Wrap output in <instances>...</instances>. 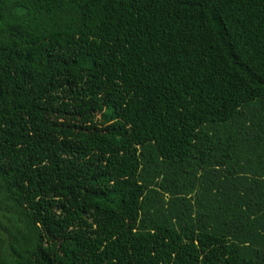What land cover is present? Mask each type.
I'll return each instance as SVG.
<instances>
[{
	"label": "trees",
	"instance_id": "16d2710c",
	"mask_svg": "<svg viewBox=\"0 0 264 264\" xmlns=\"http://www.w3.org/2000/svg\"><path fill=\"white\" fill-rule=\"evenodd\" d=\"M0 264H264V0H0Z\"/></svg>",
	"mask_w": 264,
	"mask_h": 264
}]
</instances>
